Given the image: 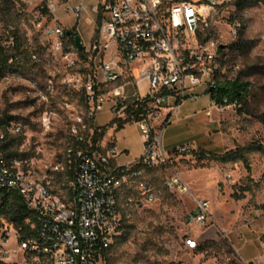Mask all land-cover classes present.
I'll return each instance as SVG.
<instances>
[{
  "label": "built area",
  "instance_id": "obj_1",
  "mask_svg": "<svg viewBox=\"0 0 264 264\" xmlns=\"http://www.w3.org/2000/svg\"><path fill=\"white\" fill-rule=\"evenodd\" d=\"M232 1L98 0L97 32L91 44L80 50L78 33L60 23L58 11L63 7L81 19L88 12L84 1L42 0L36 26L54 58L66 67L63 84L80 99L75 105L65 102L70 141L62 161L8 155L4 144L28 132L14 120L0 125V192H18L31 214L25 233L3 220L7 226L0 227V262L105 264L123 233L126 210L162 202L168 194H191L180 174L173 172L159 182L152 172L189 150L166 151L163 146L165 129L182 104L207 95L209 109L218 106L210 91L219 78L229 77L228 49L214 32V17ZM12 30L10 26L6 45L14 50ZM32 57L40 60L37 52ZM20 59L17 54L11 62ZM142 82L147 83L146 92ZM200 87L205 90L198 92ZM32 89L28 94L45 107L41 124L49 129L55 121L51 101L57 93L56 77H50L45 88L35 84ZM108 106L112 121L97 127V116ZM129 124L139 127L144 151L137 161L120 165L117 146H103V138L96 141L95 134ZM189 221L202 229L216 227L206 200H197ZM185 244L198 249L201 242L189 236Z\"/></svg>",
  "mask_w": 264,
  "mask_h": 264
},
{
  "label": "rangeland",
  "instance_id": "obj_2",
  "mask_svg": "<svg viewBox=\"0 0 264 264\" xmlns=\"http://www.w3.org/2000/svg\"><path fill=\"white\" fill-rule=\"evenodd\" d=\"M11 1L8 8L0 7L2 41L6 45L8 27H16L27 53L0 80V119L9 115L23 124L28 132L22 147L25 155H38L45 163L62 161L70 141L65 102L75 105L80 96L63 84L66 67L54 58L36 26L37 7L29 10L26 0ZM238 1L218 9L214 32L230 49L225 66L229 77L244 72L242 80L250 83V94L241 104L211 110L207 95L184 102L183 112L180 109L165 129L163 146L166 151L180 147L189 150L172 156L167 166L152 175L160 182L178 173L192 192L189 196L168 194L162 202L128 209L124 224L132 226L130 237L123 244L116 242L105 264H264V252L263 257L248 261L241 249L244 231H252L255 220L264 218V153L250 151L246 161L229 163L201 160L195 154L202 150L224 154L252 144L264 147V0H245L242 5ZM240 39L256 40L257 44L246 53L233 51L231 45ZM7 51L14 53L8 47ZM33 52L40 60L33 59ZM52 76L57 82L51 101L55 121L46 129L41 124L45 107L28 93L35 84L45 88ZM140 86L146 92L143 83ZM204 90L198 88V92ZM100 121L104 122V117ZM137 143L135 140V151L141 150ZM197 200L208 201L216 227L202 229L189 221ZM189 236L199 239L198 249L186 246Z\"/></svg>",
  "mask_w": 264,
  "mask_h": 264
},
{
  "label": "trees",
  "instance_id": "obj_3",
  "mask_svg": "<svg viewBox=\"0 0 264 264\" xmlns=\"http://www.w3.org/2000/svg\"><path fill=\"white\" fill-rule=\"evenodd\" d=\"M184 1H192V0H184ZM245 0H239L238 5L244 4ZM11 0H0V7L8 8ZM38 10L41 9L39 6ZM45 12V11H44ZM10 27V26H9ZM8 27V28H9ZM13 27V26H12ZM14 30L11 31L12 34L16 37V47L14 49L13 54H8L7 45H4L2 41V34H0V80L5 76V73L8 69L12 68L16 61L10 62L15 55L19 54L21 56L27 53V49L24 46V43L21 40L20 31L18 28L13 27ZM242 34V31H241ZM257 44L256 40H245L240 39L234 42L231 45V49L233 51L238 52H249L252 50ZM228 52L226 53L227 58L229 56V47H227ZM227 64V60H226ZM225 64V65H226ZM244 73V72H243ZM235 78L226 77L225 79H218L217 87L211 89V99L215 101L218 106H229L232 104H241L250 94V83L242 80V74ZM12 120V117L6 115L0 119V125L7 123ZM124 126H121L119 130L123 129ZM106 128H102L101 131H97L95 134V140L98 141L106 135ZM26 137L20 136L11 139L8 143L4 144V149L6 150L8 155H21L25 154L24 152H20L21 146L25 143ZM258 150L264 153V147L262 145H249L245 147H238L237 149H232L224 154L218 153H210L208 151L202 150L200 152H196V155H199L201 160H214L222 163L229 162H238V161H246L247 153L250 151ZM0 227L4 226V219L11 221L15 224L16 227H22L23 233H25L29 227L27 223V219L30 218L31 214L28 210L27 205L24 202L23 197L15 191H4L0 192ZM128 210H126L124 214V218L126 216ZM125 222V221H124ZM131 225L124 224V229L122 235L118 238L121 244L125 243L130 237V228ZM118 242V241H117ZM110 252V251H109ZM108 252V254H109ZM106 256V259L108 257ZM0 264H8L0 262Z\"/></svg>",
  "mask_w": 264,
  "mask_h": 264
},
{
  "label": "crops",
  "instance_id": "obj_4",
  "mask_svg": "<svg viewBox=\"0 0 264 264\" xmlns=\"http://www.w3.org/2000/svg\"><path fill=\"white\" fill-rule=\"evenodd\" d=\"M29 3V10H34L41 4L42 0H26ZM84 1L88 12L81 18L77 19L71 12H67L63 7L58 11V17L60 23L63 24L67 29L74 30L80 36L83 44L90 45L98 27V13L94 10L98 0H72V3ZM147 87L146 82H142ZM184 103L181 106V112H183ZM100 117H104L105 121L101 122ZM113 119V113L110 107H106L96 118L97 127L107 126ZM134 135V137H132ZM135 140L138 142L137 145H141V150L135 151ZM111 143L115 144L120 150L121 155L118 157L117 162L120 165H127L137 161L143 154L144 151V139L136 124L126 125L121 130L108 129L105 137L103 138V146H108ZM254 228L252 231H244L243 238L245 242L241 244V249L244 257L248 261H255L260 257H263L264 252L262 247V236L264 233V218L255 220ZM255 232V233H253ZM261 232V233H260ZM256 234L258 235L256 238Z\"/></svg>",
  "mask_w": 264,
  "mask_h": 264
},
{
  "label": "water",
  "instance_id": "obj_5",
  "mask_svg": "<svg viewBox=\"0 0 264 264\" xmlns=\"http://www.w3.org/2000/svg\"><path fill=\"white\" fill-rule=\"evenodd\" d=\"M76 46L80 50H82L84 48V45H83V42H82L80 36L76 37Z\"/></svg>",
  "mask_w": 264,
  "mask_h": 264
}]
</instances>
